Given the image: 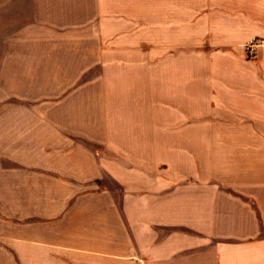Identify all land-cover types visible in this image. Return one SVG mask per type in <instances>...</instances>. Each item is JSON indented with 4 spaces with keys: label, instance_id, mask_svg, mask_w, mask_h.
Here are the masks:
<instances>
[{
    "label": "crops",
    "instance_id": "crops-1",
    "mask_svg": "<svg viewBox=\"0 0 264 264\" xmlns=\"http://www.w3.org/2000/svg\"><path fill=\"white\" fill-rule=\"evenodd\" d=\"M0 264H264V0H0Z\"/></svg>",
    "mask_w": 264,
    "mask_h": 264
},
{
    "label": "built area",
    "instance_id": "built-area-1",
    "mask_svg": "<svg viewBox=\"0 0 264 264\" xmlns=\"http://www.w3.org/2000/svg\"><path fill=\"white\" fill-rule=\"evenodd\" d=\"M259 43H261V42H259V41L256 40V39H252V40L248 41V42L246 43V46H245L247 52H248V53L252 52V51H253V48H254L257 44H259Z\"/></svg>",
    "mask_w": 264,
    "mask_h": 264
}]
</instances>
